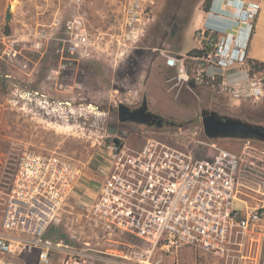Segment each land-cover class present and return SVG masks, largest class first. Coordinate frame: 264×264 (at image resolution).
<instances>
[{
  "label": "built area",
  "instance_id": "2783aa9c",
  "mask_svg": "<svg viewBox=\"0 0 264 264\" xmlns=\"http://www.w3.org/2000/svg\"><path fill=\"white\" fill-rule=\"evenodd\" d=\"M151 5L152 0H123L119 31L112 35L120 54L146 32ZM257 9L246 5L247 19ZM59 24L52 22L51 33L36 31L31 44L57 41L61 59L98 56L103 36L90 29L85 13L67 19L60 35ZM212 32L196 30L200 49L208 44L213 50L191 60L219 68L245 63V44L229 33L213 39ZM63 67L50 69L49 77ZM214 77L208 67L192 73L195 83ZM218 85L234 100L264 96L258 72L247 70L242 79H221ZM30 94L24 98L40 108L51 105L38 92ZM1 114L0 105V124ZM131 133L130 139L107 135L92 174L85 164L23 148L7 181L0 177V264H179L178 252L187 247L200 257L241 264L247 239L264 222V150L250 139L238 152L223 148L202 127L158 131L142 124ZM77 192L80 222L65 208ZM116 252L120 260L113 258Z\"/></svg>",
  "mask_w": 264,
  "mask_h": 264
},
{
  "label": "rangeland",
  "instance_id": "374dc122",
  "mask_svg": "<svg viewBox=\"0 0 264 264\" xmlns=\"http://www.w3.org/2000/svg\"><path fill=\"white\" fill-rule=\"evenodd\" d=\"M202 1L182 0L179 4L175 0H152V19L146 32L134 47L120 54L112 35L119 31L123 0H0V177L7 181L23 148L85 164L88 174H92L107 135L132 138L131 129L136 124L118 121L120 102L134 107L145 99L153 112L170 121L163 127L147 126L158 131H175L178 126L202 127V109L264 126L263 102L231 99L221 87L205 81L194 86L188 83L183 69L186 58L190 77L196 68L209 65L205 60H191L183 50L195 44L193 26H186ZM8 4L11 18L6 23ZM76 13H85L90 29L103 36L97 57L61 59L57 41L31 44L36 31H54V20L60 23L55 30L60 35L66 20ZM184 20L187 23L181 34L174 24L178 27ZM59 64L64 65L59 75L49 77L50 69ZM24 92H38L37 97L49 100L51 105L40 108L26 100ZM213 140L218 146L238 152L246 139ZM250 140L264 150V142ZM79 198L78 192L73 194L65 206L77 222L83 213ZM67 215H62V224ZM245 249L241 264L264 263V222L261 231L247 239ZM119 254L116 252L113 258L120 260ZM178 261L224 264L214 257H200L188 247L178 252ZM165 264H171L170 260L165 259Z\"/></svg>",
  "mask_w": 264,
  "mask_h": 264
},
{
  "label": "crops",
  "instance_id": "0c3cea01",
  "mask_svg": "<svg viewBox=\"0 0 264 264\" xmlns=\"http://www.w3.org/2000/svg\"><path fill=\"white\" fill-rule=\"evenodd\" d=\"M248 4L258 5L256 15L251 20L247 19L245 13L246 5ZM248 23L251 24V27ZM189 25L193 26L195 44L183 49L186 53L192 48L200 49L195 32L197 29L204 28L213 31L211 33L213 39L225 33H229L231 37H237L236 42L246 45L245 53L247 58L264 62V0H211L207 11L203 10L198 4L193 10L186 28ZM206 67L228 83L242 79L248 70L246 63H234L229 67L221 68L213 65ZM258 73L264 75V71ZM259 101L264 103V96Z\"/></svg>",
  "mask_w": 264,
  "mask_h": 264
},
{
  "label": "water",
  "instance_id": "95a60500",
  "mask_svg": "<svg viewBox=\"0 0 264 264\" xmlns=\"http://www.w3.org/2000/svg\"><path fill=\"white\" fill-rule=\"evenodd\" d=\"M10 18V4H8L5 12V22L7 23ZM7 26L6 24L5 30H7ZM117 118L119 122L130 121L155 127H160L163 122V118L158 114L147 111V102L145 99L138 108L134 109H130L129 106L124 103H118ZM200 118L203 132L209 139H216L218 137H239L264 142L263 125L254 124L237 117L220 115L216 111L209 109H202Z\"/></svg>",
  "mask_w": 264,
  "mask_h": 264
},
{
  "label": "trees",
  "instance_id": "16d2710c",
  "mask_svg": "<svg viewBox=\"0 0 264 264\" xmlns=\"http://www.w3.org/2000/svg\"><path fill=\"white\" fill-rule=\"evenodd\" d=\"M175 1L180 4V2L182 0H175ZM210 3H211V0H203L202 1L201 8L203 10L207 11L209 9ZM186 23H187V20H184L182 23H180V26H178V27H177L176 24H174V29L177 30V28H178L179 31L182 34V31L184 30V27H185L184 25ZM204 46H205L204 49L192 48V49L188 50L187 53H186V56L187 57H191V56H203V55H206L208 51H212L213 50V46L212 45L204 44ZM187 59L188 58H186L185 61H184V63H183L184 70H185V72L187 74L188 83L191 86H194L195 85L194 79L192 77L188 76V74H190V71H189V65L187 64ZM245 63L248 65V71L250 73H256V72H262V71H264V62H259V61L254 60V59L247 58L245 56ZM221 79H222L221 76L215 75V77L209 82V84L214 85V86H219L218 84H219V82H220Z\"/></svg>",
  "mask_w": 264,
  "mask_h": 264
},
{
  "label": "flooded vegetation",
  "instance_id": "af4514ba",
  "mask_svg": "<svg viewBox=\"0 0 264 264\" xmlns=\"http://www.w3.org/2000/svg\"><path fill=\"white\" fill-rule=\"evenodd\" d=\"M142 101H143V98H142V100L140 101V103H138L136 106H134V107H130V106H129V108H130V109L138 108V107L142 104ZM147 111H150V112H152V113H154V114H157V113L153 112V111L149 108L148 104H147ZM159 116H160V115H159ZM160 117H162V116H160ZM162 118H163V122H162V125H161L160 127H163V126H165V125H167V124L170 123L169 120L165 119L164 117H162ZM128 123H133V124H136V125H142L141 123H135V122H130V121H128Z\"/></svg>",
  "mask_w": 264,
  "mask_h": 264
}]
</instances>
